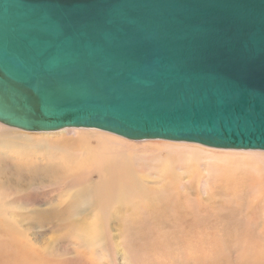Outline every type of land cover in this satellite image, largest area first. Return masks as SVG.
Returning <instances> with one entry per match:
<instances>
[{
  "label": "water",
  "instance_id": "obj_1",
  "mask_svg": "<svg viewBox=\"0 0 264 264\" xmlns=\"http://www.w3.org/2000/svg\"><path fill=\"white\" fill-rule=\"evenodd\" d=\"M0 124L264 151V0H0Z\"/></svg>",
  "mask_w": 264,
  "mask_h": 264
},
{
  "label": "rangeland",
  "instance_id": "obj_2",
  "mask_svg": "<svg viewBox=\"0 0 264 264\" xmlns=\"http://www.w3.org/2000/svg\"><path fill=\"white\" fill-rule=\"evenodd\" d=\"M0 264H264V151L0 124Z\"/></svg>",
  "mask_w": 264,
  "mask_h": 264
},
{
  "label": "bare ground",
  "instance_id": "obj_3",
  "mask_svg": "<svg viewBox=\"0 0 264 264\" xmlns=\"http://www.w3.org/2000/svg\"><path fill=\"white\" fill-rule=\"evenodd\" d=\"M11 128V127H10ZM15 129V128H14ZM67 129H87V128H67ZM91 129V128H90ZM93 130H96L97 131V129H93ZM57 131H59V130H57ZM57 131H52V132H57ZM98 131H102V130H98ZM103 132H106V131H103ZM106 133H109V134H112V135H115V136H118V137H121V136H119V135H116V134H113V133H110V132H106ZM117 138V137H116ZM121 138H123V139H126V138H124V137H121ZM127 140H129V139H127ZM166 141V140H165ZM173 142V141H172ZM181 143H187V142H181ZM189 144V143H188ZM191 144H194V143H191ZM86 146V145H85ZM104 148V147H103ZM106 149V148H105ZM173 149V148H172ZM176 149V148H175ZM225 150H227V149H225ZM229 150V149H228ZM91 151V150H90ZM90 151H88L86 148H85V152L83 153V154H81L82 155V158H83V155L84 154H86L87 155V158L85 157L86 155H84V159H82V162L84 163V161H86V163H88V162H96V161H98V160H96V157H95V155H94V153H92V155H91V153H90ZM121 155V154H120ZM127 156V155H126ZM123 157H125V156H123ZM129 157V156H128ZM127 158V157H126ZM130 158V157H129ZM120 159H123V158H120ZM128 159V158H127ZM84 160V161H83ZM70 161V160H69ZM101 161V160H100ZM99 161V162H100ZM160 161V160H159ZM130 162V161H129ZM165 162V161H164ZM70 163V162H69ZM73 163V162H72ZM133 163V162H132ZM162 163V162H161ZM71 164V163H70ZM94 164V163H93ZM106 164V163H105ZM125 164V163H124ZM89 165V164H88ZM101 165H103V166H105L104 165V163H99V168L102 170V172L104 171V167H102ZM131 165V164H130ZM162 165V164H161ZM164 165V164H163ZM109 166V165H108ZM114 166V165H113ZM132 166V165H131ZM85 167V166H84ZM93 167V166H92ZM107 167V166H106ZM105 167V170L107 171V168ZM119 167V166H118ZM126 167H127V165H126ZM78 168H83V166L81 165V164H79V165H77V167H76V169H78ZM86 168V167H85ZM110 168V167H109ZM115 168H117L116 166H115ZM124 169H125V167H123ZM131 168V167H130ZM119 169V168H118ZM73 170V169H72ZM79 170V169H78ZM126 170V169H125ZM131 170H132V168H131ZM166 170V169H165ZM171 171V170H170ZM119 172V171H118ZM123 172V171H122ZM124 173H125V171H124ZM166 173V172H165ZM114 174V173H113ZM123 174V173H122ZM168 174V173H167ZM110 175V174H109ZM121 175V174H120ZM119 175V176H120ZM130 175H131V172H130ZM169 175V174H168ZM107 176V175H106ZM111 176V175H110ZM119 178V177H118ZM121 178V177H120ZM136 178V177H135ZM124 179V178H123ZM110 180V179H109ZM115 180V179H114ZM116 180H118V179H116ZM119 181H121V180H119ZM111 181H109V183H110ZM169 182V181H168ZM102 183V182H101ZM118 183V182H117ZM167 183V182H166ZM92 184V183H91ZM115 184V183H114ZM168 184V183H167ZM93 185H96V184H93ZM99 185V184H98ZM101 185V184H100ZM105 185V184H104ZM110 185H111V183H110ZM117 185V184H116ZM119 185V184H118ZM120 185H122V184H120ZM124 185V184H123ZM169 185V184H168ZM109 186V185H108ZM108 186H106V187H108ZM137 186V185H136ZM82 187V186H81ZM90 187V186H89ZM99 187V186H98ZM103 187V186H102ZM111 187V186H110ZM120 187V186H119ZM131 187H132V185H131ZM138 187V186H137ZM144 187V186H143ZM146 187H148V186H146ZM91 188V187H90ZM94 188H95V186H94ZM109 188V187H108ZM118 188V187H117ZM126 188V187H125ZM134 188V187H133ZM99 190L101 189L100 187L98 188ZM103 190H104V188H102ZM101 189V190H102ZM110 189V188H109ZM111 189H112V187H111ZM119 189V188H118ZM139 189V188H138ZM162 189V188H161ZM80 190V189H79ZM95 190H97V189H95ZM102 190V191H103ZM121 190V189H120ZM150 190V192H151V189H149ZM83 191V190H82ZM106 191V190H105ZM161 191V190H160ZM163 191V190H162ZM88 192H89V195H88V197L86 198V200H87V204L88 203H90V201H91V194H90V189H88ZM115 192V191H114ZM138 192V191H137ZM147 192V191H146ZM97 193V192H96ZM99 193V192H98ZM97 193V194H98ZM101 193V192H100ZM130 193V192H129ZM131 193H132V191H131ZM139 193V192H138ZM152 193V192H151ZM92 194H93V191H92ZM95 194V193H94ZM97 194H96V196H95V199L97 200ZM133 194H134V192H133ZM143 194H146V193H144L143 192ZM155 194V193H154ZM153 194V195H154ZM100 195H102V193L100 194ZM100 195H98V196H100ZM128 195V194H127ZM148 195V194H147ZM156 195V194H155ZM130 196V195H129ZM138 196V195H137ZM159 196V195H158ZM157 196V197H158ZM162 196V195H161ZM82 197V196H81ZM114 197V196H113ZM126 197H128V196H126ZM99 198V197H98ZM104 198H107V197H104ZM112 198V197H111ZM116 198H117V196H116ZM100 199V198H99ZM114 199V198H113ZM148 199V198H147ZM152 199H153V197H152ZM161 199V198H160ZM88 200H90V201H88ZM108 200V199H107ZM128 200V199H127ZM135 200V199H134ZM100 201V200H99ZM130 201V200H129ZM136 201V200H135ZM169 201V200H168ZM97 202H98V200H97ZM107 202V201H106ZM113 202V201H112ZM112 202H110V203H112ZM117 202V201H116ZM128 202V201H127ZM143 206H149L148 208L150 209V206L152 205V203L150 202V201H148V200H146V199H144L143 200ZM154 202V201H153ZM99 203H101V202H99ZM107 203H109V202H107ZM114 203V202H113ZM118 203V202H117ZM140 203V202H139ZM161 203V202H160ZM160 203H159V205H160ZM92 204V203H91ZM128 204H129V202H128ZM133 204V203H132ZM98 205V204H97ZM100 206H101V204H99ZM118 205V204H117ZM121 204H119V206H120ZM136 205H138V204H136ZM99 206V207H100ZM155 206L156 207H158L156 204H155ZM108 207H109V205H108ZM107 207V208H108ZM115 207V206H114ZM121 207V206H120ZM139 207V206H138ZM93 208V207H92ZM118 208V207H117ZM141 208H143V207H141ZM106 209V208H105ZM133 209V208H132ZM156 209V208H155ZM97 210H98V208H97ZM135 210V209H134ZM152 210V209H151ZM101 211V210H100ZM154 211H156V210H154ZM153 211V212H154ZM104 212V211H103ZM96 216V215H95ZM103 222V221H102ZM239 223V222H238ZM240 224V223H239ZM238 225V224H237ZM241 225V224H240ZM241 227V226H240ZM243 228H244V226H242ZM100 229V228H99ZM241 229V228H240ZM246 229H247V227H246ZM240 233V232H239ZM236 235V234H235ZM238 236V235H237ZM93 237V236H92ZM99 238V237H98ZM102 238V237H101ZM237 238V237H236ZM245 241V240H244ZM247 244H250L251 243V241H245ZM253 243V242H252ZM251 255V254H250ZM253 256V255H252ZM252 256H250V257H252ZM249 257V258H250Z\"/></svg>",
  "mask_w": 264,
  "mask_h": 264
}]
</instances>
